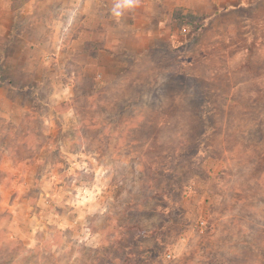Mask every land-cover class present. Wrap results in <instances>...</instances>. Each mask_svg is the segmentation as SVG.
<instances>
[{"label": "rangeland", "instance_id": "rangeland-1", "mask_svg": "<svg viewBox=\"0 0 264 264\" xmlns=\"http://www.w3.org/2000/svg\"><path fill=\"white\" fill-rule=\"evenodd\" d=\"M70 1L6 62L12 99L74 119L18 191L0 125V264H264V0Z\"/></svg>", "mask_w": 264, "mask_h": 264}, {"label": "crops", "instance_id": "crops-1", "mask_svg": "<svg viewBox=\"0 0 264 264\" xmlns=\"http://www.w3.org/2000/svg\"><path fill=\"white\" fill-rule=\"evenodd\" d=\"M57 1H62L63 12L66 11L65 7L68 2L66 3L64 0H0V125H7L11 128L9 131L3 132L6 133L7 140L18 141L17 147L21 146L26 152L25 157L16 160L19 179L13 182L12 188L15 191L30 187L27 181L22 180L25 164L33 162L32 166L45 168L46 161L44 156L56 149L58 133L63 136L62 139L59 138L58 143L65 148L64 144L67 141L65 131L70 121L72 122L74 119L72 109L65 113H57V109L52 106L47 113H40L33 108L21 105L18 100L12 99L10 96L14 93L31 91V89L27 85L22 84L20 78L22 74L19 73V68L17 66L16 68L8 67L6 62L32 61L35 53L43 48L44 45L47 44L49 46L51 44L53 49L58 46L55 36L52 37L50 35V32L51 34L55 32L56 21L52 19L51 23L48 20L43 23L37 19V15L41 12L55 13ZM91 1L71 0L69 5H73L77 10ZM95 3L99 5L98 0H95ZM68 11L71 12V10ZM40 28L47 30V32L43 33L44 38L41 35L36 36L25 33L27 29L37 30ZM63 28L65 29L67 26L65 25ZM13 49H15V52L12 51ZM42 52L47 53L46 51ZM51 55L54 54L51 53ZM46 56V54L41 53L38 60L44 61L47 58ZM36 102L37 99L35 98L30 103ZM12 107L15 112L12 111ZM35 122L40 124H38L37 128L34 127ZM23 124V135L21 138H17L13 131L23 126ZM31 183L33 182L31 181ZM52 185L53 182L50 183L49 189L53 191L54 186ZM51 194L50 192L41 193L40 202L44 203L46 201L48 204L49 200L47 198ZM16 204H22L19 194L12 205L16 207Z\"/></svg>", "mask_w": 264, "mask_h": 264}]
</instances>
